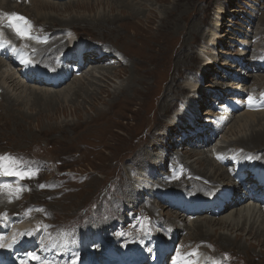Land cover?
Listing matches in <instances>:
<instances>
[{"label": "rangeland", "instance_id": "obj_1", "mask_svg": "<svg viewBox=\"0 0 264 264\" xmlns=\"http://www.w3.org/2000/svg\"><path fill=\"white\" fill-rule=\"evenodd\" d=\"M26 1L18 5L15 0H0V8L8 10L9 7L15 8L19 6L20 8H18V11L29 15L33 19L35 27L41 31L59 28L60 23L57 24V22L60 20H79V18L88 20L98 15L104 18L108 16L109 18L120 14L119 9H113L111 12L110 6L115 4V1L112 0H103L101 5H96L94 0H86V2L83 0L84 3H88L89 5L95 4V6L93 5V10L76 8L65 10L69 5L77 4L78 0L52 1V3H58L56 7L59 12L35 10L32 1L28 0L27 3ZM144 1H141L143 7L145 6L147 10L153 11L157 16V19H155L152 24L146 23L149 27H146L145 23H143L141 27L142 31H146L145 29L147 28L151 29V33H147V35H152L156 33L155 29L159 20L162 18L164 19L166 9L171 10L173 8L174 0H164L163 2H158L157 0ZM248 2L255 3V0H184L181 2L180 4H182V7L177 10L173 19L176 20L181 14L185 16L186 19L180 20L178 23L170 19L168 35L170 48L167 54V65L164 72L160 74L163 80L159 81L157 79L158 81H153L154 78L152 77L147 80L151 91L150 96L152 98H149V100L145 99L144 101L147 103H144L143 106H138V104L128 105V103L120 101L118 105L108 110L109 97H104L102 103L96 104L95 107H91V104L84 102L82 97L76 96L74 98L71 97L65 103L55 106L57 111L50 112L47 114L48 117L36 119V115H34L36 112L29 110L30 106L22 105L24 112L32 114V117H29L30 119H20V121H16L15 123H12L13 121L11 123L3 121L5 119L0 121V156L4 158L0 160V165H2L3 168L12 166L14 169H26L29 173L27 179L31 184L29 186L32 194L29 195L30 192L26 195L23 202L15 206L12 211L16 212L18 209L30 207L27 215L42 218L45 223L53 226V229L57 231L61 228L74 227L81 223L85 225L99 224L102 222L107 223L114 218H120L121 215L127 216L126 212L138 210L139 208L138 212H142L141 207H143L144 204H147V207L151 203L148 204L147 199L149 198L148 195L153 193L154 185H161L160 183L151 181L146 175V171L148 169H158V167L160 169L162 166L161 162L163 158H166L167 153L168 157L174 151L179 155L174 164L167 168V182L173 181L172 177L176 179L175 177L180 175L191 179L194 178V173H191L185 163L191 166L195 172L203 174V170L206 166H202V163H199L201 159L206 158L212 151L222 149L223 146L225 148L228 144L231 146L229 150L235 151L238 149L233 142L235 139L244 134H248L254 126H257L256 129H263L264 112H257L253 115L252 113L239 112L234 117L228 118L224 111L218 114L211 111L214 107L221 108L220 104L222 100L218 101L217 98L223 95L216 92L215 87L212 86L213 84H211V82L214 81V78H210L211 75H206V72L217 69L213 65H208V62H206V59H208L209 61L215 60L218 62L221 68L223 66L227 67L230 73L237 72L241 74V76H244L246 80L243 84H236V80L231 78V76L227 77L224 81V84L231 85V88L228 86H226V88L232 89L230 91L234 92L233 95H231V99H234L237 94L243 93V90L246 92L252 88L260 89L264 87V81H259V78H257L258 76L264 77V74L248 79L247 76L250 75H243L244 72L241 67L232 66L238 64L237 59H227L224 57L228 50L234 53L229 41L232 42L237 37L243 38L242 33H244L245 26L240 25V23L238 25V20L245 11H249L246 7V3ZM257 7L259 11L256 13L255 17L259 15L262 17L258 19L259 22L255 37L261 38L258 40V43L261 44L259 47L264 49V38L262 37L264 35V1L258 0ZM52 21L55 23L53 22L54 24H51ZM255 21L256 19L252 21L253 26L255 25ZM230 24L233 25L232 29L228 28ZM176 25H178L177 29H175ZM68 27L70 28L69 34H77L76 37L80 38L83 41L81 42L85 45H104L103 47L117 54L116 58L119 59V64L124 61L123 63L128 66L126 70L133 69V67L130 66L131 64H128V61L129 58L135 60L138 57L137 55H139L134 46L137 44L136 42L139 44L141 40L140 35L138 36V34H136V36L132 38L136 44H129L125 40H119L115 35H103L100 30H98V33L94 34L92 31L88 30L90 28L85 27L84 23H76ZM188 28L191 29V33ZM132 29L128 26L127 32L129 36L135 32ZM239 29H241V32ZM104 33H106V31H104ZM0 38H3L1 34ZM21 39L25 41L23 45L26 47L28 44H33L32 41L25 37ZM3 40L6 41L4 38ZM63 42H67V40H63L61 43ZM236 43L242 44L247 48L251 45V39L244 37L243 39L237 40ZM50 48L54 49L52 44L49 49ZM95 49H97V47H95ZM214 49L219 56H213L212 52ZM42 50L45 52L44 48H42ZM76 50L77 49L74 51ZM134 51H136V53ZM236 56L237 54L235 53V57ZM110 58L112 59L115 57L107 56L103 62L109 61ZM0 64L4 66L0 70V86H2L3 94L7 95V97L11 96L15 98L19 95L20 90H12L6 78L9 75L15 74V76H13L15 82L20 81V85L24 82L19 80L17 76L18 73L16 71V73L14 71L12 72L7 64L5 65L1 61ZM119 64L110 66H116V68H114L115 71H121V69L127 68ZM227 64L228 66H226ZM91 65L93 64H88L78 77L73 76V78L66 81L62 86L64 88H68L69 86L72 87V81L76 78L84 82V73L92 71ZM118 65L120 67H118ZM101 66L108 67L103 64ZM114 70L108 71V73H114ZM108 73L107 75H109ZM159 73H161V71H159ZM221 73L223 74L220 75L221 77L225 75L228 76L224 71ZM116 79L112 77V81L95 82L93 88L99 90L103 86L102 88L106 87L107 92L112 94L118 88L126 85V77L122 76ZM219 85H222V82ZM27 86H29L31 91H57V89H48L33 85ZM233 87H235V90H233ZM139 88L143 90L141 86ZM4 89H6V91ZM165 89L167 92L164 100L166 101L167 108L163 112L160 104ZM214 91V94L207 95L209 92ZM0 99H2V97H0ZM139 99L137 102L140 101ZM71 100L72 102H69ZM0 103L4 105L5 102L4 100H0ZM74 106L79 107L76 113L73 111ZM98 110L114 112L112 116H109L111 128L104 129V131L109 130V132H111L110 135L109 132L104 131L103 133L101 131H86L83 129L86 127L71 129L70 125L80 122L81 119L88 120L94 118L98 114ZM261 119L262 121H260ZM254 120L256 121L252 123ZM196 122L197 125L204 130V133H211L205 138L203 137V132H200V134L192 138L184 139L185 136H182L180 139V136L186 133L183 127ZM210 122H213L216 129H213ZM181 129L182 131H180ZM214 136L217 139H214ZM173 138L179 140L176 142L179 144L178 146L180 148L178 147L175 149L171 144ZM154 143L155 145L153 146ZM171 145L172 148L169 153L167 148H170ZM243 146L244 149L242 148V150H245L246 147L247 149H252L253 147L264 146V139H262L261 143L253 142L252 146H247L246 144ZM143 148H145L144 150L147 149L146 156L148 158L145 161H141L143 157H145L143 155ZM14 155L15 159L13 158ZM44 160L54 163L55 165L49 167ZM136 162L137 165H135ZM165 164L166 162L164 161L163 166ZM134 166L136 167V173L137 171H143L144 178H146L148 185L143 184L141 181L135 182V178L130 179L129 175L130 172L135 169ZM61 172L65 173V175L62 176L63 178L60 176L62 175ZM225 175H227V173H225ZM164 177L165 175H162L163 182L166 180ZM174 181L176 182V180ZM228 184L230 187H233L232 183ZM41 185L47 186V190H41ZM171 187H174L173 184ZM235 192L237 191L234 190V193ZM0 197L5 199V193L0 192ZM120 201L124 207L128 206L127 208H129V210L122 208ZM182 201L183 200H180L179 202ZM113 204H116V208L111 212ZM33 206L39 207V211L36 212ZM157 206L150 205L148 207L154 208L155 211L157 210L159 215L160 213L163 214V218H168L167 216H169V219H174L175 214L171 213L168 207L165 205V207H161L160 205ZM146 210L143 211L142 214L144 215L139 219L146 216ZM150 211L152 212V209ZM230 212H232V210L219 217L225 215L227 217V214ZM203 215L194 218L195 221H188L189 223L184 220L182 222L183 224L181 223L182 225H180V223H178V225H169L168 223V225L172 227L176 225V228H180L183 225L187 227L185 234L182 235V238L185 240L189 238V234L193 231L192 222H203L205 219L215 222L219 220V217L214 218L205 214ZM148 216L151 217L150 213ZM213 225L215 228L210 227V231H214L216 228L217 231L215 230L216 232L212 234V236L203 237L205 240L204 242L212 244L210 247L205 246L203 242H197L192 239H186L184 242H192L193 245L201 244L204 248L202 250H205L207 254H213L214 252V254L211 255L212 257L224 255L228 257V259L226 258L227 260L233 258L241 264H264L263 244L257 245V241L243 233L242 236L239 237V240L237 239V242L241 244V246H236L235 243L222 245L215 239V236H220L222 233L223 235L230 236L232 240H235L236 233L226 234L224 231L218 229L219 226L216 223ZM244 228L247 229L248 227L246 226ZM216 253L219 256H216Z\"/></svg>", "mask_w": 264, "mask_h": 264}, {"label": "bare ground", "instance_id": "obj_2", "mask_svg": "<svg viewBox=\"0 0 264 264\" xmlns=\"http://www.w3.org/2000/svg\"><path fill=\"white\" fill-rule=\"evenodd\" d=\"M31 1L33 3L35 10L50 11V12H57L58 11L59 12V10L56 7V6H58V3L57 4L52 3V0H51V2H50V0H31ZM112 1H115V4L110 6L111 7L110 10L112 12L113 9H119L120 14L118 16L116 15V16H112L109 18L107 16L106 18H104V17H100L98 15V16L94 17L93 19H88V20L87 19H80V18H79V20H77V19H70L68 21H61L60 20L57 22V24L60 23L59 24L60 27L55 28V29H68L67 31L70 32V28L68 27L69 25H74L76 23L77 24L78 23H84L85 27L90 28L88 30L92 31L94 34L98 33L99 32L98 30H100L103 33V35H115L116 38H119V40H122V41L125 40L129 44H136V43L138 44V42L135 43V41L132 40V38L135 37L136 34H138V36L140 35L141 40L139 41V44L138 45L136 44L134 46V48H136L135 50L137 51V53L139 55L136 54L138 57L135 60L129 58V61H128L129 62L128 64H131L130 66H132L133 69L132 70H126V69H128V66H126V64L123 63L124 61L119 64V61L117 60V58H112V59L110 58L109 60L113 61L115 65L119 64L120 66L122 65L123 67H127V68L121 69V71H115L114 68H116V66L111 67L110 65H107L103 62L105 60V58L103 60H96L93 57L87 56L85 58L86 59L85 62L88 61L89 62L88 64H93V65L90 66L92 71H87L84 73V77H83L84 82L81 81L80 79L76 78V79H73V81H72L73 82L72 87L69 86L68 88H64L62 85L65 84V82H66L65 81L63 84H60L58 86H55L54 88H51V89H57V91L54 90L52 92H49L48 90H40V91H38V90L33 91L32 90L31 91L29 89V86H27V84H31V83L24 82L22 85H20L21 82L20 81L15 82V80L13 78V76H15V74L9 75L6 78V81L9 82L10 88L12 87V90H15V91L20 90V92H19V95H17L15 98L11 97V96L7 97V95H4V94L0 95V97H2V99H0V100L1 101L4 100V102H5L4 105H3V103H0V121L5 119L3 121H5V122L8 121L10 123L13 121L12 123H15L16 121H20V119L23 120L25 118L32 117V114L29 113L30 114L29 115L28 113L23 111V109H22L23 106H30L29 110L36 112L34 114V115H36V119L48 117L47 114H49L50 112L57 111V108L55 106H57L61 103H65L71 97L74 98L76 96L82 97L84 102L91 104V107H95L96 104L102 103L104 97H109L110 99L108 101L109 102L108 110L110 108H113L116 105H118L120 101L126 102V103H128V105L129 104L130 105L138 104V106H143L144 103H147L146 101H144L145 99L149 100V98H152L150 96L151 91H150V86L147 83V80L150 77L154 78L153 81H156L157 79L159 81L163 80V78L160 74H162L164 72L165 67L167 65L166 64L167 54H168V50L170 48L169 47V40H168L170 19L174 20L173 17L176 15L177 10L181 9L182 4H180V3L183 2L184 0H174L173 8L171 10L166 9L164 19L162 18L159 20V23L157 24L156 29H155L156 33H153L152 35H147V33H151L150 32L151 29L147 28V29H145L146 31H142V28H141L143 23H145L146 27H149L147 24H152V22L155 19H157V16L155 15V13H153V11L147 10L145 8V6L143 7V5L141 4V1H144V0H112ZM157 1L163 2L164 0H157ZM85 2H86V0H85ZM94 2L96 5H98V4L101 5L103 3V0H94ZM134 2H136V3H134ZM144 2H146V1H144ZM95 4L89 5L88 3H84L83 0H78L77 4L69 5L68 8L67 7L65 8V10L66 9L70 10L71 8L93 10ZM18 8H20V7L19 6L15 7V8L9 7V9L6 11H13V10L18 11ZM185 19H186V17L181 14L179 17H177L176 20H174V22L178 23L180 20H185ZM53 22L54 21H52L51 24L55 23V22L54 23ZM139 23L141 24V26ZM54 26H56V25H54ZM128 26L131 27V29L133 28L132 30L135 31L134 33L131 34V36H129L128 32H127ZM138 26H140V27H138ZM177 27H178V25L175 26V29H177ZM182 29H183V27H182ZM188 30L191 33V29L188 28ZM195 30H196V28H195ZM50 31H53V30H49L48 32H50ZM104 31H106V33H104ZM55 34H59V32H55ZM75 36H77V34H75ZM0 40H3V38H0ZM136 41H137V39H136ZM56 42L57 41H55V43ZM18 43L23 45V43H25V41L20 39V40H18ZM85 46L88 47L89 44H87ZM85 46H83V47L85 48ZM32 47H34V44H28V46H27V48H32ZM88 48H90V47H88ZM132 48H133V46H132ZM44 51L46 53L49 52L46 50H44ZM136 51H134V52L136 53ZM73 52H75V51H73ZM134 52H132V53H134ZM92 56H94V55H92ZM102 64L106 65L108 67H102L101 66ZM119 65H118V67H120ZM3 67L4 66L0 64V70ZM84 68H86V67H84ZM10 70L12 72L14 71V69H11V68H10ZM113 70H114V73H112V72H110V74L108 73V71H113ZM81 71H83V70H81ZM81 71L79 72V74L81 73ZM159 71H161V73H159ZM107 73L109 75H107ZM67 74H68V71H65V75H67ZM95 74H97L99 76H97ZM17 76L19 77V75H17ZM122 76L126 77V85H123L122 87L118 88L112 94H109L107 92L106 87L102 88L103 86L99 90H95L93 88L95 82L112 81V77L116 79V78L122 77ZM257 78H259V81H262V80L264 81L263 76H258ZM17 80H18V78H17ZM33 86H35V85H33ZM140 86L143 88V90L139 88ZM43 87H45V86H43ZM45 88L49 89V87H45ZM4 90L6 91V89H4ZM166 92H167V90L165 89L162 98L160 97L161 98L160 106H161V109H163V112L167 108L166 107L167 105L165 103L166 101L164 100L166 97ZM138 99L141 102L140 101L137 102ZM69 102H72V100ZM74 105H76V104H74ZM97 109H99V108H97ZM77 110H79V107L74 106L73 111L76 113ZM108 110L107 111H104V110L99 111L98 110L99 112L95 117L93 116L94 118L89 117L90 119H88V120H82L81 119L80 122H77L76 124L70 125V127H71V129H75V128H79V127H86V128H83L86 131L87 130L90 132L101 131L103 133L104 129L111 128V120H110L109 116H112L114 114V112L108 111ZM253 114L254 113H252V115ZM82 116H83V114H82ZM255 121L256 120L252 121V123H254ZM260 121H262V119ZM5 126H6V124H5ZM256 127L257 126H254L248 134H244L241 137H238L237 139H235L233 141L235 143V145L238 147V149H240V148L242 149L243 147H245V146H243L245 144L247 146H249V145L252 146L253 142H258V143L262 142V139H264V128L263 129L262 128L256 129ZM104 132H109V130H106ZM110 134H111V132H109V135ZM92 138H93V136H92ZM89 139H90V137H89ZM88 145H89V143H88ZM154 145H155V143L153 144V146ZM77 147H79V146H77ZM230 147H231L230 144L225 146V148L223 146L224 150L221 149V151H226ZM144 149L145 148H143V150ZM244 151H257L258 153L261 152V153H263V154H261V157H264V146L253 147L252 149L251 148L247 149V147H246ZM212 152H211V154H212ZM146 154H147V149L144 150L143 155L145 157H143L142 160L140 159L141 161L147 160L148 157L146 156ZM211 154H209L206 158L201 159L200 161L198 160L199 163H202L201 164L202 166H206L205 169L203 168L204 169L203 174H201L199 172H195L191 166H189L187 163H185V164L188 167V169H190L192 174L194 173V175H195L197 173L196 174L197 176H200V177L207 179L212 184L213 189H216L217 186L220 184L221 185H226V184L228 185V183L231 184L230 179L228 178L227 175H225L226 171H225L224 167L218 166L217 164H215V161L211 158ZM135 165H137V162ZM136 174L138 176H137V178H135V182L141 181L143 184L148 185V182H146V178H144L145 176L143 175V171H141V172L137 171ZM236 193L237 192L234 193L235 196H236ZM2 209H3V204L0 205V211ZM151 209H152L151 207H148L147 210L150 211ZM229 210L230 211L232 210V212L227 214L228 215L227 217H226V215L219 217V220L216 222L211 221V220L207 221V219H205V221H203V222H201V221L192 222V230L193 231L191 234H189V238H186V239L196 240L197 242L198 241L204 242L205 241L203 239L204 236H212V234H214L217 231V228L214 229V231H210V227H214L213 224L216 223L219 226L218 229L221 231H224L226 234L227 233L231 234L233 232L236 233L235 240H232V238L230 236L223 235L222 233L220 236L219 235L217 237L215 236V239L218 240V242H220L222 245L235 243L236 246H241V244H239L237 242V239L239 240V237L242 236L243 233H245L246 236H249L253 240L257 241V245H260V244L264 245V214L257 207H255L254 205H251V202L248 200V197L242 196L239 198L238 201H234V202L231 201L229 203V205L226 206L222 215L228 213ZM155 212H156L155 209H152L151 214L154 215ZM167 217L169 218V216H167ZM0 220L3 224L9 225L8 223H5L2 219H0ZM183 221L184 220L180 215L175 214V219H173L172 221L170 220L167 223H169V225H172V224L178 225V223H182ZM29 223L30 222L28 221V222H25L23 224L22 230H25V233H26L24 235L25 238L28 236L34 237V234L29 231V229H30ZM246 226L248 227L247 229L244 228ZM150 227H153V226L150 225ZM14 233L15 232L12 228L10 231V236L13 237ZM24 237L21 236V238H24ZM250 241H251V239H250ZM135 242L138 243L139 242L138 239L135 240L134 243L131 245H135ZM9 243H10V241L8 240V235H6V234L0 235V244H3V247H0V249H2L5 254L9 253L12 250ZM207 244H208V246L212 245L209 242H207ZM261 249H263V248H261ZM8 250H10V251H8ZM208 254H210V253H208ZM213 254H214V252H213ZM30 261L31 262L28 264H44V263L39 262V261H37V262H35L33 260H30ZM178 261H179V259H177V262Z\"/></svg>", "mask_w": 264, "mask_h": 264}, {"label": "snow or ice", "instance_id": "obj_3", "mask_svg": "<svg viewBox=\"0 0 264 264\" xmlns=\"http://www.w3.org/2000/svg\"><path fill=\"white\" fill-rule=\"evenodd\" d=\"M9 22H10V26L14 28L17 35L21 37L30 38L29 29L31 25H30V22L27 21L25 17L18 16L17 14L13 13L9 15ZM18 22H22V23H18ZM251 102H252V98L249 97V103ZM3 159H4L3 157H0V160H3ZM0 170H2L5 175H16V176H20L21 178L27 175V173L16 172V171H11L9 169H5L3 168L2 165H0ZM0 247H3V244H0Z\"/></svg>", "mask_w": 264, "mask_h": 264}]
</instances>
